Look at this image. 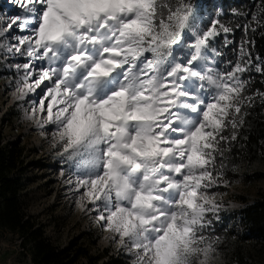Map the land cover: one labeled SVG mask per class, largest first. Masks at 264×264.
<instances>
[{
    "label": "snow or ice",
    "instance_id": "6c2138e0",
    "mask_svg": "<svg viewBox=\"0 0 264 264\" xmlns=\"http://www.w3.org/2000/svg\"><path fill=\"white\" fill-rule=\"evenodd\" d=\"M232 15L204 0H0L14 95L130 264H225L221 189L264 105L252 77L264 59L247 36L264 29V3ZM236 29L230 58L218 38L231 44Z\"/></svg>",
    "mask_w": 264,
    "mask_h": 264
},
{
    "label": "rangeland",
    "instance_id": "374dc122",
    "mask_svg": "<svg viewBox=\"0 0 264 264\" xmlns=\"http://www.w3.org/2000/svg\"><path fill=\"white\" fill-rule=\"evenodd\" d=\"M222 36L223 34L218 40L221 41ZM8 62L24 61L9 59ZM13 77L14 73L6 70L0 60V130L3 132L4 142L18 141L25 147L23 178L26 189L23 200L28 213L45 231L46 236L61 248L77 239L89 245L94 254L108 248L112 253L124 255L130 261L131 258L107 238L110 234L95 223L94 215L85 213L77 205L76 197L66 183L68 168L50 140L27 118L24 109L29 105L17 101L14 88L10 86ZM259 168L264 171V166ZM224 192V209L217 224L233 230L237 241L247 232L241 209L260 195L264 197V178L250 181L240 178ZM238 194L245 195L248 201L237 200L235 196ZM20 241L19 235L0 228V264H33L29 251L21 246ZM93 241L97 242L94 246L91 245ZM249 248L246 252L253 253ZM234 250L235 245L224 248L225 264H237L238 258H233ZM245 260L250 264H264V256Z\"/></svg>",
    "mask_w": 264,
    "mask_h": 264
},
{
    "label": "trees",
    "instance_id": "16d2710c",
    "mask_svg": "<svg viewBox=\"0 0 264 264\" xmlns=\"http://www.w3.org/2000/svg\"><path fill=\"white\" fill-rule=\"evenodd\" d=\"M218 6L226 14V19H237L232 15V10L241 12L256 11L264 0H204ZM244 21L241 19L240 21ZM245 34L241 29H236L234 34H229L231 44L224 45V35L218 40V47H222L225 54L234 58L241 38ZM248 38L254 40L253 59L259 56L264 59V29L258 28L255 34L248 33ZM254 89L264 91V76L253 72ZM243 139L234 146L232 156L239 165L237 173H230L232 185L238 179L245 181L264 178V105L257 100L254 108L250 109L247 124L241 133ZM241 146L243 149L241 150ZM242 157V159H241ZM25 147L18 141L4 142L3 132L0 130V228L19 235L20 244L29 251L33 264H130L129 258L121 254H114L108 248L94 254L89 245L76 240L70 241L65 247L55 244L45 231L36 224L27 211L23 200L26 183L23 178L25 171ZM229 188V187H228ZM228 188L221 189L223 192ZM241 202H247L245 195L235 196ZM242 220L246 233L237 241L234 231L227 229L222 224H217V232L224 239V248L235 245L233 258L237 264H250L245 258H259L264 256V197L260 195L254 201L247 203L242 209ZM248 240V241H245ZM96 241L91 245H96ZM252 252L247 253L246 249Z\"/></svg>",
    "mask_w": 264,
    "mask_h": 264
}]
</instances>
